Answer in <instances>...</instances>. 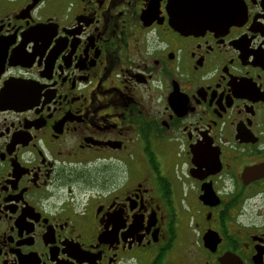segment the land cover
Returning a JSON list of instances; mask_svg holds the SVG:
<instances>
[{
	"label": "flooded vegetation",
	"instance_id": "af4514ba",
	"mask_svg": "<svg viewBox=\"0 0 264 264\" xmlns=\"http://www.w3.org/2000/svg\"><path fill=\"white\" fill-rule=\"evenodd\" d=\"M0 264H264V0H0Z\"/></svg>",
	"mask_w": 264,
	"mask_h": 264
},
{
	"label": "rangeland",
	"instance_id": "374dc122",
	"mask_svg": "<svg viewBox=\"0 0 264 264\" xmlns=\"http://www.w3.org/2000/svg\"><path fill=\"white\" fill-rule=\"evenodd\" d=\"M187 208V206H186ZM183 210V225H182V236L179 238V243H180V246H179V254H185L187 252V247H189L191 245V241L193 240V237H194V233L190 232V233H187V229H186V226H187V222H189L188 220V217L186 218V214L185 212H187L185 209H182ZM191 225V224H190ZM193 226L191 225L190 228H192Z\"/></svg>",
	"mask_w": 264,
	"mask_h": 264
},
{
	"label": "water",
	"instance_id": "95a60500",
	"mask_svg": "<svg viewBox=\"0 0 264 264\" xmlns=\"http://www.w3.org/2000/svg\"><path fill=\"white\" fill-rule=\"evenodd\" d=\"M37 1H38V0H33V4H35ZM203 7H207V6H205L203 2H200V8H203ZM208 8H209V7H208ZM207 19H208V18L206 17V14H199V20H197L196 22L199 23L200 26L208 25V21H207ZM255 172H256V171H255ZM255 172H254V173H255ZM248 174H250V173H248ZM248 174H246V175H248ZM253 175H254V174H253ZM205 239H206V237H205ZM209 239H210V237H207V239H206V243H209Z\"/></svg>",
	"mask_w": 264,
	"mask_h": 264
},
{
	"label": "bare ground",
	"instance_id": "6f19581e",
	"mask_svg": "<svg viewBox=\"0 0 264 264\" xmlns=\"http://www.w3.org/2000/svg\"><path fill=\"white\" fill-rule=\"evenodd\" d=\"M200 14H204V9H202V11H200ZM197 16H199V15H197ZM198 20H199V17H198Z\"/></svg>",
	"mask_w": 264,
	"mask_h": 264
}]
</instances>
